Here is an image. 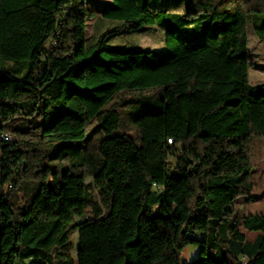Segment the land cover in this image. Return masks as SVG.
I'll use <instances>...</instances> for the list:
<instances>
[{
	"label": "trees",
	"instance_id": "obj_1",
	"mask_svg": "<svg viewBox=\"0 0 264 264\" xmlns=\"http://www.w3.org/2000/svg\"><path fill=\"white\" fill-rule=\"evenodd\" d=\"M90 3L0 0V264H264V215L237 211L264 0H112L93 43ZM155 27L163 52L108 43Z\"/></svg>",
	"mask_w": 264,
	"mask_h": 264
},
{
	"label": "rangeland",
	"instance_id": "obj_2",
	"mask_svg": "<svg viewBox=\"0 0 264 264\" xmlns=\"http://www.w3.org/2000/svg\"><path fill=\"white\" fill-rule=\"evenodd\" d=\"M111 2L112 0H91L90 8L97 13V18L89 22L88 39L90 43H93L94 39L97 40L107 28L114 26L113 22L105 21L102 18V13ZM108 43L113 46L117 44L137 46L144 50L157 52L165 50L163 30L160 27L149 28L141 33L128 32L116 39L110 38ZM249 54L253 63L250 71L251 84L254 86L261 85L264 83V40L259 39L253 26L249 28ZM252 162L254 166L253 178L256 184L255 197L253 199H244L237 203L238 216L240 217L250 214L264 215V138H257L253 142ZM1 173L0 167V181L2 178ZM89 183L93 182L90 180ZM240 231L246 236L248 245L257 244L259 233L249 232L242 226L240 227ZM72 241L75 246L74 253L76 255L79 244L78 233L72 236ZM199 256L200 251L198 247L188 246L181 254V262L182 264H190L198 259Z\"/></svg>",
	"mask_w": 264,
	"mask_h": 264
},
{
	"label": "built area",
	"instance_id": "obj_3",
	"mask_svg": "<svg viewBox=\"0 0 264 264\" xmlns=\"http://www.w3.org/2000/svg\"><path fill=\"white\" fill-rule=\"evenodd\" d=\"M12 140L11 135L0 130V144L4 142H10ZM12 188V187H11ZM246 260H243L242 263H245Z\"/></svg>",
	"mask_w": 264,
	"mask_h": 264
}]
</instances>
